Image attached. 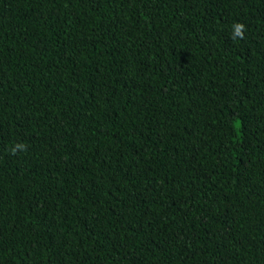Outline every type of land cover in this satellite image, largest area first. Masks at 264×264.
<instances>
[{
	"label": "trees",
	"instance_id": "obj_1",
	"mask_svg": "<svg viewBox=\"0 0 264 264\" xmlns=\"http://www.w3.org/2000/svg\"><path fill=\"white\" fill-rule=\"evenodd\" d=\"M0 264H264V0H0Z\"/></svg>",
	"mask_w": 264,
	"mask_h": 264
},
{
	"label": "clouds",
	"instance_id": "obj_2",
	"mask_svg": "<svg viewBox=\"0 0 264 264\" xmlns=\"http://www.w3.org/2000/svg\"><path fill=\"white\" fill-rule=\"evenodd\" d=\"M232 39H243L244 38V31H245V25L243 23L236 22L232 26ZM18 148H23V145H17ZM13 154H15L13 152Z\"/></svg>",
	"mask_w": 264,
	"mask_h": 264
}]
</instances>
